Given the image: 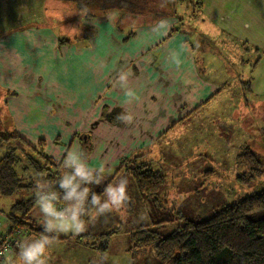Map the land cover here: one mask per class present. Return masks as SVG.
I'll return each mask as SVG.
<instances>
[{"label":"crops","instance_id":"0c3cea01","mask_svg":"<svg viewBox=\"0 0 264 264\" xmlns=\"http://www.w3.org/2000/svg\"><path fill=\"white\" fill-rule=\"evenodd\" d=\"M16 1L29 21L20 33L0 36V83L16 92L4 101L7 114L14 124L13 134L32 146L44 139V152L57 162L62 163L68 153L81 149L80 142H75L77 133H91L89 162L113 152L111 160L104 164L88 163L100 169L134 154L144 146L140 141L150 140L159 130H168L187 118L197 121L233 101L244 105L237 95L220 97L230 82L224 67L215 69L210 61H195L205 60V44L207 40L214 41L210 35L202 37L197 51L180 32L172 35L169 44L162 43L163 39L158 41L171 28L181 27L178 15L123 13L122 7L101 17L102 8H97V13L89 8L92 17L86 19V9L78 8L71 0H40V6H25L32 0ZM156 1V6L169 2ZM198 1L192 3L195 7L188 17H194L196 26V18L201 16L200 23L207 33L213 32L232 46L231 38L264 50V0H202L200 9ZM175 3L180 6L186 1ZM200 64L205 66V78L198 72ZM214 70L219 73L212 75ZM250 70L249 88L245 90L264 106V55L251 73ZM247 78L239 75L233 82L244 89L242 83ZM243 113L244 110L241 116L235 113L237 127L231 124L227 128L228 122L222 123L225 136L236 128L245 132ZM227 119L231 122L233 115ZM55 140L60 145H54ZM88 249L78 242L69 246L55 240L49 248L52 255L48 264L108 262L102 261L99 253L96 261L70 254ZM18 256L19 250L9 255L4 264H14Z\"/></svg>","mask_w":264,"mask_h":264},{"label":"rangeland","instance_id":"374dc122","mask_svg":"<svg viewBox=\"0 0 264 264\" xmlns=\"http://www.w3.org/2000/svg\"><path fill=\"white\" fill-rule=\"evenodd\" d=\"M185 1L186 3L180 6L175 3V0H169V2L167 1L164 4H159L160 6H156V0H148V3L142 2L141 6L145 7L141 12H153L157 16L174 14L183 18V25L186 28H177L174 34L178 32L182 33L188 38L189 42L195 44L192 47L198 50L200 41H202V38L198 36H201L204 31L208 32V29L200 23L201 16L196 18L197 26L189 24L188 20L194 21V19H189L188 17L195 7L192 3L195 5L196 0ZM47 2L49 3V0ZM71 3L75 5L74 0H71ZM25 6H40V0H32L26 3ZM91 8L90 11L98 12L97 8ZM26 9H29V7ZM102 10L101 14L104 15L101 17H105L111 12H116L113 9ZM129 10L132 9H122V12L125 13ZM85 13L86 19L92 17L88 8L85 10ZM28 21L24 17L22 7L17 6L16 0H3V6H0V36L4 34L11 35L24 30L25 26L23 25L27 24ZM169 31L161 35L158 41L163 39L162 43L169 44L167 42L169 39H166ZM207 34L214 41L210 42V40H207L208 42L205 44L206 51L208 54L216 52L217 58L211 61V55H209L205 60H195L196 63L203 62L205 64L210 61V65H215L218 62L219 65H215V69H218L219 66L224 67L225 76L228 77L230 82L226 84V91H223L220 97L226 94L232 97L237 95L239 96V101L243 99L244 105L243 102L233 101L232 103H228V105H224L222 110L221 106L215 109L216 112L212 115L199 118L197 121H195L194 117L187 118L175 127L172 125L168 130L167 128L159 130L150 140H139L144 146H139V149L134 154L144 150L146 153L144 160L150 163V168L164 175L165 184L158 191V205H135L130 199L125 208L99 217L91 218L93 216V212L91 211L85 219L87 221V228L84 232L79 234L73 232L61 233L55 237H62L67 245L73 246L79 235H86L88 233L99 235L114 228H119V233L105 243L104 251L100 252L98 249L88 247L89 249L85 252L78 250L70 254L78 255L79 258H82V255L88 256L96 261V254L99 253L102 261H108L106 264H160L154 259V252L151 246L136 250L131 249L128 245V232L139 225H145L152 230H156L160 237H165L186 222L197 223L210 218L223 207L237 203L244 197L264 190V174L250 183L246 182L249 168L242 156L246 152L245 147H247L256 157L261 159L260 161L264 169V106L258 105L245 88L242 89L233 82L239 75L242 78L248 77L249 67L254 59H256V55L253 52L246 51L244 58L247 60L245 65L242 66L241 52L237 43H233L235 50L229 51L231 54L229 60L226 49H224L225 46L221 44L224 39L218 37L216 34L215 37L214 33L210 31ZM128 39L129 37H126L125 40ZM212 45L216 46L212 47ZM210 48L212 49L211 51ZM203 64L197 65V67L202 68L203 66L204 69L205 66ZM241 66L242 68L238 69ZM149 71L151 74L152 68ZM218 73L217 70H214L212 75ZM15 95L16 92L14 90L3 87L0 83V135L2 136H9L14 133V124L11 118L8 117L4 101L6 97ZM230 99L234 100L233 98ZM242 110H244V119L246 117V120L242 123L245 132H241L236 128L231 135L225 136L221 131L222 123L228 122L226 124L227 128H230L231 124L237 127L238 122L235 120V113L239 112L241 116ZM231 114L233 115V119L229 122L227 118ZM78 134H84L82 139L75 138V142H80L79 144L91 135L90 132L88 134L86 132ZM13 135L18 136L17 134ZM88 138L90 139V137ZM12 147L13 143L11 140L0 142V158ZM79 150H82L85 154L83 148ZM91 152L92 148L89 150L88 155L85 154L88 160L92 155ZM112 155L113 152L97 161L93 158L88 163L104 164L106 161L111 160ZM130 155L131 153L124 155L121 159ZM118 162L114 166L103 167L105 170L104 174H109L108 170L118 166ZM23 173L26 172L19 173L18 171V175L23 178L22 183L31 182L33 186L29 189L19 190L8 197L0 195L1 224L5 223L14 204L31 197H36L34 187L37 175H24ZM116 180L111 181V183H114ZM134 192L136 193V190ZM58 207L63 206L58 205ZM27 215L31 230L30 236H26L27 238L25 237V239L40 237L41 233L37 231L43 230V228L36 204H34ZM83 240L85 242H93L92 239L83 238ZM76 245L78 246L77 243ZM131 256L134 258L132 259ZM17 260L14 264H20L19 256ZM126 261L129 263H126Z\"/></svg>","mask_w":264,"mask_h":264},{"label":"trees","instance_id":"16d2710c","mask_svg":"<svg viewBox=\"0 0 264 264\" xmlns=\"http://www.w3.org/2000/svg\"><path fill=\"white\" fill-rule=\"evenodd\" d=\"M138 1L146 2V0H74L76 6L80 9H89L91 7L115 9L124 7L125 10L126 8L132 9L129 10L130 13L141 12L139 10L143 6L138 5ZM201 1L199 0L196 4L198 9H200ZM190 19H194V17L191 15ZM183 20L182 18L179 19L181 27L186 28L183 25ZM188 22L191 25H195L194 21L188 20ZM177 28L179 27L171 28L166 39H170ZM206 34L207 32H203L198 37L202 38ZM237 41L231 38L232 43L235 44ZM221 44L225 46L224 49H226L229 59L231 56L229 51L235 50L234 45L232 46L226 40H223ZM237 44L241 52L242 66L245 65L247 60L244 58L245 52L255 53L256 59L249 67L251 70L254 69L264 55V50L243 41ZM189 45L192 47L195 44L190 42ZM192 49L197 51L196 48L192 47ZM213 54L217 58L216 52ZM213 54L211 52L209 54L206 53L205 59L211 55L210 60H215L212 56ZM215 65H219L218 62ZM242 66L238 69H241ZM203 71V67L198 68L200 75L205 78ZM247 79L246 83H249L250 78L248 77ZM83 136L84 134L76 135L78 139H82ZM9 140L12 141L13 147L0 158L1 196L8 197L19 190L29 189L33 186L31 182L23 184V178L18 175V171L19 173L26 172L23 173L24 175H44L49 180H55L61 175L62 163L57 162L44 153L45 143L43 141L40 140L34 147L19 136L0 135V142ZM54 143L58 144L59 141L55 140ZM81 148L88 155L91 149V141L88 137L86 140L81 141ZM245 149L246 152L242 156L249 168L246 182L250 183L260 178L264 174V170L259 158L247 147ZM145 155L144 150H141L134 155L132 154L130 158L122 159L113 172L104 174L105 178L101 184L89 185V187L96 194L102 195L105 187L111 181L116 180L117 177L126 176L129 180L128 193L133 204H141L143 206L158 205V191L165 184L164 175L150 168V163L144 160ZM133 189L136 190L138 198H136V193ZM35 199L36 197H31L14 204L5 223H0V234L20 230L26 233L24 240L30 234L31 228L28 224L29 218L27 214L34 206ZM58 205L66 206L63 200ZM37 232L42 234L43 230H38ZM118 233L119 228H114L99 235L88 233L79 235L76 242L91 249L103 251L105 243ZM81 237L92 239L93 242H85ZM127 239L130 248L134 250L151 246L154 251V258L160 264H264V190L244 197L237 203L223 207L210 218L197 223L186 222L165 237H160L156 230H152L148 226L139 225L128 232ZM55 240L64 241L63 238L56 237ZM15 250L17 251L19 248ZM4 263L1 260L0 264Z\"/></svg>","mask_w":264,"mask_h":264},{"label":"clouds","instance_id":"9594fccd","mask_svg":"<svg viewBox=\"0 0 264 264\" xmlns=\"http://www.w3.org/2000/svg\"><path fill=\"white\" fill-rule=\"evenodd\" d=\"M71 169V171H69ZM103 168L89 166L82 150L67 154L62 160L61 175L55 180L38 174L35 180V204L41 216L43 233L38 238H28L18 243L20 264H48L49 248L55 236L61 233H82L87 228L85 217L91 218L121 210L128 205L129 180L120 176L108 184L102 195L89 185H99L105 175ZM58 185V187H57ZM63 200L66 206L58 207Z\"/></svg>","mask_w":264,"mask_h":264},{"label":"built area","instance_id":"2783aa9c","mask_svg":"<svg viewBox=\"0 0 264 264\" xmlns=\"http://www.w3.org/2000/svg\"><path fill=\"white\" fill-rule=\"evenodd\" d=\"M25 232L15 230L13 232L0 234V262L4 263L6 257L12 250L18 249V243L23 240Z\"/></svg>","mask_w":264,"mask_h":264},{"label":"bare ground","instance_id":"6f19581e","mask_svg":"<svg viewBox=\"0 0 264 264\" xmlns=\"http://www.w3.org/2000/svg\"><path fill=\"white\" fill-rule=\"evenodd\" d=\"M75 5H76V4H75ZM202 33H203V32H202ZM200 38H201V37H200ZM246 78H247V77H245L244 79H246ZM242 86L245 87V89H248V88H249V85L246 83V81H243ZM76 135H78V133L74 135L75 138H77ZM40 140L43 141L44 143L46 142L44 139H40ZM40 140H38V142H39ZM44 147H45V146H44ZM130 157H132V154H131L129 157H125V158H123V159L130 158ZM116 167H117V166H116ZM116 167H114L111 171H109V173L113 172V170L116 169ZM14 252H16V250H12L11 254L14 253Z\"/></svg>","mask_w":264,"mask_h":264}]
</instances>
